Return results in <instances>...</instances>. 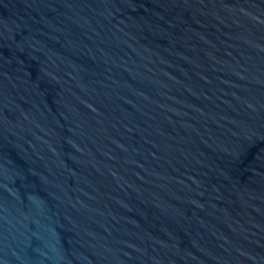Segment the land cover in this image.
Here are the masks:
<instances>
[{"label":"water","instance_id":"1","mask_svg":"<svg viewBox=\"0 0 264 264\" xmlns=\"http://www.w3.org/2000/svg\"><path fill=\"white\" fill-rule=\"evenodd\" d=\"M0 264H264V0H0Z\"/></svg>","mask_w":264,"mask_h":264}]
</instances>
